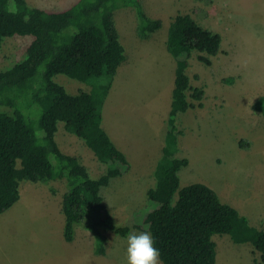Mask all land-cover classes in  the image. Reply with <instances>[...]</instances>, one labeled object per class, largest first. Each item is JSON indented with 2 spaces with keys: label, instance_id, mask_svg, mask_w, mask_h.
<instances>
[{
  "label": "rangeland",
  "instance_id": "374dc122",
  "mask_svg": "<svg viewBox=\"0 0 264 264\" xmlns=\"http://www.w3.org/2000/svg\"><path fill=\"white\" fill-rule=\"evenodd\" d=\"M73 1L26 0L49 10L63 9ZM139 1L144 12L161 25L143 36L134 7L113 11L126 59L112 77H91L85 82L62 73L53 76L68 93L84 90L101 98L102 126L127 157L128 168L101 187L103 203L116 225L129 226L128 233L140 232L134 227L135 215L156 181L155 165L162 155L174 80L173 64L164 54L166 38L172 18L188 13L202 27L219 33L221 43L209 65L191 50L185 68L191 87H201L203 96L200 106L191 99L195 106L175 116L180 132L174 155L188 159L178 171L180 186L207 184L249 225L264 230V112L252 106L264 96V0ZM31 38L13 35L3 40L0 70L24 57ZM42 108L40 101L26 103L24 111L38 117ZM55 139L62 151L78 157L90 177L106 171L108 164L97 159L62 121L57 122ZM65 190L60 180L20 182L18 200L0 213V264H126L128 233L105 231L103 254L93 252V234L83 225L74 226L71 241L63 238ZM212 240L215 264H264L249 242L237 243L228 233L213 234ZM158 264H162L159 259Z\"/></svg>",
  "mask_w": 264,
  "mask_h": 264
},
{
  "label": "trees",
  "instance_id": "16d2710c",
  "mask_svg": "<svg viewBox=\"0 0 264 264\" xmlns=\"http://www.w3.org/2000/svg\"><path fill=\"white\" fill-rule=\"evenodd\" d=\"M124 6L135 8L140 35L160 27L161 21L146 14L139 0H75L60 10L31 6L26 0H0V46L9 36L32 37L24 57L0 70V213L18 200L22 180L63 181V238L71 241L74 226L83 225L93 234L95 254L105 252V231L124 236L130 230L114 223L100 194L101 187L121 175L129 163L102 126L101 98L84 90L68 93L53 76L62 73L85 82L91 77H112L126 59L113 21V11ZM220 43L219 33L202 27L188 13H178L171 20L166 48L175 68L167 130L155 165V184L147 189L146 203L134 224L150 232L162 264H215L212 235L216 233H228L237 243L249 242L264 262V230L249 225L207 184L179 183L178 171L188 159L174 155L180 132L175 116L195 106L191 99L200 106L203 96L201 87H191L185 68L191 50L209 65ZM39 101L43 108L38 117L24 111L26 103ZM252 106L264 112V96ZM58 121L108 164L104 173L90 177L76 155L61 150L55 139Z\"/></svg>",
  "mask_w": 264,
  "mask_h": 264
},
{
  "label": "clouds",
  "instance_id": "9594fccd",
  "mask_svg": "<svg viewBox=\"0 0 264 264\" xmlns=\"http://www.w3.org/2000/svg\"><path fill=\"white\" fill-rule=\"evenodd\" d=\"M126 264H158L159 249L150 232H130L126 236Z\"/></svg>",
  "mask_w": 264,
  "mask_h": 264
},
{
  "label": "crops",
  "instance_id": "0c3cea01",
  "mask_svg": "<svg viewBox=\"0 0 264 264\" xmlns=\"http://www.w3.org/2000/svg\"><path fill=\"white\" fill-rule=\"evenodd\" d=\"M166 51H167V48H166ZM164 52V51H163ZM165 54V57H167L168 61L169 62H172L173 64V69L175 68V60L174 58L171 56V54L167 51V52H164ZM172 89V88H171ZM106 131V130H105ZM107 132V131H106ZM109 135V134H108ZM113 141V140H112Z\"/></svg>",
  "mask_w": 264,
  "mask_h": 264
}]
</instances>
